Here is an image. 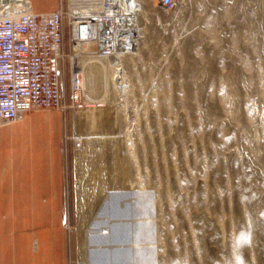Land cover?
<instances>
[{
    "label": "rangeland",
    "instance_id": "obj_1",
    "mask_svg": "<svg viewBox=\"0 0 264 264\" xmlns=\"http://www.w3.org/2000/svg\"><path fill=\"white\" fill-rule=\"evenodd\" d=\"M130 3L142 34L85 93L105 107L80 135L60 112L62 182L0 153V264H264V0Z\"/></svg>",
    "mask_w": 264,
    "mask_h": 264
},
{
    "label": "built area",
    "instance_id": "obj_2",
    "mask_svg": "<svg viewBox=\"0 0 264 264\" xmlns=\"http://www.w3.org/2000/svg\"><path fill=\"white\" fill-rule=\"evenodd\" d=\"M159 2L167 9L174 4ZM125 13L115 0H100L94 7L86 0H59L50 13L0 3V128L33 111L74 115L103 109L104 102L85 96L73 61L110 60L131 51L135 34ZM120 67H113L116 77Z\"/></svg>",
    "mask_w": 264,
    "mask_h": 264
},
{
    "label": "crops",
    "instance_id": "obj_3",
    "mask_svg": "<svg viewBox=\"0 0 264 264\" xmlns=\"http://www.w3.org/2000/svg\"><path fill=\"white\" fill-rule=\"evenodd\" d=\"M29 1L32 11L39 13L42 12L39 9L50 0ZM58 1L54 2L49 12L57 9ZM3 150H10L12 156L20 153L26 154L25 156L31 158L28 162L32 164H48L45 171L49 174L51 185L53 186L54 183V173L59 178V182H62L61 113L57 110L33 111L25 113L20 122L0 128V153ZM30 248H33L32 254L35 256L39 250L36 239L31 240Z\"/></svg>",
    "mask_w": 264,
    "mask_h": 264
},
{
    "label": "bare ground",
    "instance_id": "obj_4",
    "mask_svg": "<svg viewBox=\"0 0 264 264\" xmlns=\"http://www.w3.org/2000/svg\"><path fill=\"white\" fill-rule=\"evenodd\" d=\"M115 1L117 2L119 7L125 8V10H126L125 15H126L128 21L130 22V27H131L133 33L135 34V40L134 41L138 40L142 34V31L141 30L139 31L137 26H134V27L132 26L131 14H130V11L132 10V8H131L130 0H115ZM86 2L89 5H91L92 7H94V6L98 5L100 0H86ZM0 3L1 4L8 3V4H15V5L30 6L29 0H0ZM112 61H113V59L112 60L111 59L110 60L109 59H102L101 60V58H99V59L98 58H95V59L79 58V59H75L73 61L74 68L78 69L79 70L78 72L81 74L84 94L91 88L90 84L92 82L91 80H93L91 78L93 76L95 77V74H97L99 76V75H101V73H104L103 70H106L105 66L106 65L112 66ZM95 70H98V72L95 73ZM106 72L107 71H105V73ZM91 86H92V84H91ZM58 112H60V111H58ZM88 112H89V110H88ZM90 112H92V110ZM98 112H99V114L102 113L101 110H99ZM92 114H94V113H92ZM74 122H75L76 133L78 135H80L83 133V131L86 127V123H90L91 119L89 118V116L86 114V112L84 110V111H80L74 115ZM77 138H79V141L81 143H83V141L80 139V136H77ZM80 151H82V149ZM83 156H85V155L82 154V155L78 156V160L81 161V165H83V162H84ZM81 169H82V166L80 167L79 173L82 172ZM79 177H80L79 180L82 183V174H80ZM81 183H79L78 187H77V204H76L77 217H78V224H79V231L80 232L87 229L89 218H91V217H89V214H92L91 212H94L96 207H97V205H94V206L92 205L90 195H89V193H87L86 182H84V184H81ZM100 200H101V198L97 199L96 200L97 202L95 204H99ZM81 243H83V242H80L79 246H78L79 257H80V263L79 264H87V261L83 255V253H82L83 246L82 245H81L82 247L80 246Z\"/></svg>",
    "mask_w": 264,
    "mask_h": 264
}]
</instances>
